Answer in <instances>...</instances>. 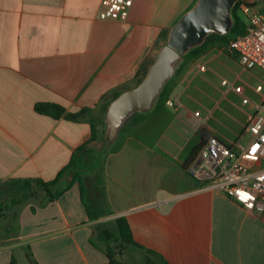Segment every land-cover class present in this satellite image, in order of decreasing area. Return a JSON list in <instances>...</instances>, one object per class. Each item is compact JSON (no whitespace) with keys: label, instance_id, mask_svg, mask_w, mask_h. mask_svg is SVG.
Segmentation results:
<instances>
[{"label":"crops","instance_id":"1","mask_svg":"<svg viewBox=\"0 0 264 264\" xmlns=\"http://www.w3.org/2000/svg\"><path fill=\"white\" fill-rule=\"evenodd\" d=\"M102 1L0 0V218L9 211L13 220L0 222V264H18V252L32 264L28 249L39 264H109L96 227L122 217L136 243L168 264H264V211L245 209L186 171L203 131L247 145L251 118L264 113L262 84L250 109L236 112L244 67L223 44L185 57L154 110L130 123L99 165L87 163L84 198L77 181L51 202L41 192L24 206L8 202L7 182L60 176L65 189L74 171L61 173L73 156H92L79 152L92 140L88 117L54 119L37 106L101 117L197 0H135L119 21L100 19Z\"/></svg>","mask_w":264,"mask_h":264},{"label":"built area","instance_id":"2","mask_svg":"<svg viewBox=\"0 0 264 264\" xmlns=\"http://www.w3.org/2000/svg\"><path fill=\"white\" fill-rule=\"evenodd\" d=\"M135 0H103L101 20H126ZM239 12L245 22L244 31L231 38L228 48L240 57L245 69H264V11L253 4L242 3ZM228 82L224 81L226 85ZM258 91L262 87L257 88ZM174 107V102H169ZM247 145L226 144L211 137L199 156L186 171L206 189L224 193L249 211H264V113L250 120Z\"/></svg>","mask_w":264,"mask_h":264},{"label":"water","instance_id":"3","mask_svg":"<svg viewBox=\"0 0 264 264\" xmlns=\"http://www.w3.org/2000/svg\"><path fill=\"white\" fill-rule=\"evenodd\" d=\"M239 2L256 4L258 0H197L171 28L142 82L109 103L104 133L86 146L87 152L99 162L134 118L152 112L185 57L203 46L210 35L231 33L233 10Z\"/></svg>","mask_w":264,"mask_h":264},{"label":"trees","instance_id":"4","mask_svg":"<svg viewBox=\"0 0 264 264\" xmlns=\"http://www.w3.org/2000/svg\"><path fill=\"white\" fill-rule=\"evenodd\" d=\"M243 2H239L236 7L233 10V15L235 18V24L231 31V33L227 36H220L217 34L210 35L206 41V43L190 52L186 58L192 59L193 57L197 56L198 54H201L206 48H208L210 45L213 44H223L228 46L229 41L231 38L235 37L238 34H241L244 31L245 22L242 16L239 12V7ZM258 3L253 4V6H257ZM169 33V32H168ZM168 33H166L165 39L168 36ZM154 58H151L150 56L147 57L144 62L142 63L140 69L137 72L136 75V84L134 87L139 85L142 80L145 78L150 66L153 64ZM134 87H125L123 91L116 93L113 98L114 100L117 98L120 94L123 92L130 90ZM167 88L163 91V94H166ZM107 102L106 105L103 108V114L101 117L93 116L91 115V112L89 110H82L79 113H68L65 114V109L59 105L55 104H40L37 106V111L41 114L48 115L54 119H59L62 115H66V117L70 120H82L84 118H87L90 120L91 127H92V140L94 141L102 136L103 134V118L106 112V109L111 102ZM143 118V115L137 116L134 118L131 123H137ZM211 138V136L206 132L203 131V142L202 144L195 149L193 152L190 160L188 161L186 167L195 160L196 156L198 155L199 151H201L204 144ZM86 147L83 146L79 149L80 151H85ZM99 165L100 161L96 163H91V165ZM78 165V152L73 156L70 164L68 167L61 173V176L66 171H74L73 176V182L70 183L65 189L58 188L57 185L60 180V176L52 182L45 183L43 180H14L7 182V184L10 185V192H9V199L8 202L11 201L14 205H21L24 206V204H27L32 198L38 197L39 193H45L46 194V201L51 202L54 199L60 197L66 190L71 188V186L79 181L81 184V188L83 189V198H84V187L82 185V181L84 180V173H83V167H79ZM80 168L81 170L77 169ZM100 179V178H99ZM100 182H102V179H100ZM101 200L106 202V193L104 188L101 191ZM15 220V219H14ZM17 221V220H15ZM97 236L96 238L103 242L105 244V248L103 251L107 255L109 259V264H168L165 259L157 254L154 251L145 249L133 238L131 228L129 226V223L126 218H118L112 221L99 223L96 227ZM93 243L95 241L93 240ZM100 248V247H99ZM29 251V259L32 264H39L30 249ZM129 253H139L140 257L132 258L130 261H126L125 256H127ZM12 264H16L14 261Z\"/></svg>","mask_w":264,"mask_h":264},{"label":"rangeland","instance_id":"5","mask_svg":"<svg viewBox=\"0 0 264 264\" xmlns=\"http://www.w3.org/2000/svg\"><path fill=\"white\" fill-rule=\"evenodd\" d=\"M258 5L257 7L261 10L264 11V0H258ZM262 69V68H261ZM256 69V70H245L244 68H240V73H241V80L236 83L237 85H242L245 89V97L240 95V94H234V99H235V103L236 106L238 107L236 111L238 114H241V109L242 110H249L250 109V103L255 99H258L260 97V94L256 91V87L258 84H262L264 86V70L262 69ZM262 79V80H261ZM103 133H104V128H103ZM103 135V134H102ZM92 158H95V156H88L83 158L82 160L78 161V165L82 166L83 168H90L91 166H89V164L87 163H92L91 160ZM92 173H88L85 175V178L91 179ZM6 219H1L0 218V222L5 224H12L13 220H12V216H11V212L6 211L4 213ZM19 254V256H18ZM17 254V260H18V264H30V262L24 257H21L20 255H22L21 252H18ZM140 257L139 253H129L127 256H125L126 261H130L132 258H137Z\"/></svg>","mask_w":264,"mask_h":264},{"label":"flooded vegetation","instance_id":"6","mask_svg":"<svg viewBox=\"0 0 264 264\" xmlns=\"http://www.w3.org/2000/svg\"><path fill=\"white\" fill-rule=\"evenodd\" d=\"M91 162H92V160H91Z\"/></svg>","mask_w":264,"mask_h":264}]
</instances>
